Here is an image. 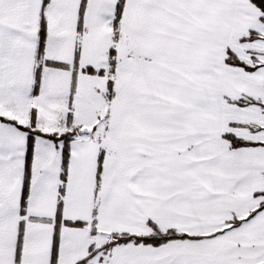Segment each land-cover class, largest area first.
Wrapping results in <instances>:
<instances>
[{
    "label": "snow or ice",
    "instance_id": "obj_1",
    "mask_svg": "<svg viewBox=\"0 0 264 264\" xmlns=\"http://www.w3.org/2000/svg\"><path fill=\"white\" fill-rule=\"evenodd\" d=\"M0 264H264V0H0Z\"/></svg>",
    "mask_w": 264,
    "mask_h": 264
}]
</instances>
